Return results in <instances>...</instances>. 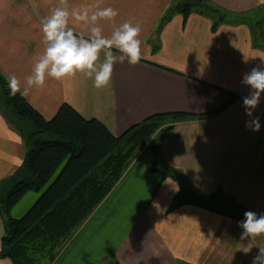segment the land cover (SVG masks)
<instances>
[{
    "label": "crops",
    "instance_id": "1",
    "mask_svg": "<svg viewBox=\"0 0 264 264\" xmlns=\"http://www.w3.org/2000/svg\"><path fill=\"white\" fill-rule=\"evenodd\" d=\"M203 1L228 15L215 30L218 17L198 12L186 21L174 14L161 25L174 0H103L102 7L119 12L114 23L100 22L105 36L125 21L141 25V61L117 62L105 89L77 74L49 78L25 97L46 119L67 103L116 135L158 113L195 115L163 136L158 153L145 148L138 154L52 264H252L258 254V247L240 251L247 243L240 240L242 220L191 203L174 205L178 179L150 170L159 155L193 185L189 199L222 191L247 211L264 213V93L253 112L261 125L257 132L246 127L250 118L242 98L250 89L241 83L264 58V0ZM93 2L69 0L73 7ZM58 5L59 0H0V73L6 79L15 74L23 81L31 73L43 52L40 20ZM26 151L0 108V181L16 173ZM4 231L0 214V264H13L1 255ZM257 245L264 247V237Z\"/></svg>",
    "mask_w": 264,
    "mask_h": 264
},
{
    "label": "trees",
    "instance_id": "2",
    "mask_svg": "<svg viewBox=\"0 0 264 264\" xmlns=\"http://www.w3.org/2000/svg\"><path fill=\"white\" fill-rule=\"evenodd\" d=\"M192 12L218 17L213 20V30L225 17L203 0L182 3L174 0L161 25L174 14H181L186 21ZM0 108L6 120L22 135L27 147L22 166L10 178L0 181V196L5 194V198H0L5 229L1 255L13 264H52L56 261L138 154L147 145L158 153L161 138L176 123L195 116L179 111L158 113L116 135L100 120L82 116L67 103L52 118L46 119L25 97L19 93L15 97L10 95L7 79L1 73ZM157 132L160 139H156L155 144L153 137ZM150 170L164 178L170 174L178 179L180 190L174 205L191 203L244 219L247 210L222 191L212 197L189 199L188 184L181 179V174L166 167L159 155ZM45 187L23 216H10L26 192ZM215 200H222L224 206L217 207Z\"/></svg>",
    "mask_w": 264,
    "mask_h": 264
},
{
    "label": "clouds",
    "instance_id": "3",
    "mask_svg": "<svg viewBox=\"0 0 264 264\" xmlns=\"http://www.w3.org/2000/svg\"><path fill=\"white\" fill-rule=\"evenodd\" d=\"M102 2L94 0L93 3L73 7L69 0H59V5L41 18L43 52L23 81L15 74L7 76L11 96L19 93L27 97L31 90L43 89L49 78L62 81L77 74L92 80L94 88L105 89L111 84L117 62L122 64L127 60L130 65H136L141 61V25L125 21L114 26L110 36H105L100 22L114 23L119 12L110 6L102 7ZM71 25H81L83 30L76 31ZM113 49L120 55H115ZM244 62L247 63L248 58L244 57ZM241 83L250 89L249 94L242 98L245 113L250 118L246 127L258 132L261 125L253 112L264 93V58H261V65L243 75ZM238 226L242 229L240 240L247 241L240 251L248 254L253 247H258L259 252L252 264H264V247L257 245L258 238L264 237V213L246 211Z\"/></svg>",
    "mask_w": 264,
    "mask_h": 264
},
{
    "label": "rangeland",
    "instance_id": "4",
    "mask_svg": "<svg viewBox=\"0 0 264 264\" xmlns=\"http://www.w3.org/2000/svg\"><path fill=\"white\" fill-rule=\"evenodd\" d=\"M178 0H176V2H177ZM186 0H179V2H185ZM225 16H228V15H226V14H224ZM182 122H184V121H181V122H178V123H176V124H180V123H182ZM153 141H151L150 143H155L156 144V142H155V140L156 139H160V136H159V133L157 132V133H155L154 134V137H153ZM162 139V138H161ZM145 148H149L148 147V145L145 147ZM144 148V149H145ZM150 150H152L151 148H149ZM153 151V150H152ZM149 155L150 154H146L143 158H142V160H141V163H144L147 159H148V157H149ZM187 184H188V187L189 188H193V185L188 181H185ZM46 189V187L45 188H43V189H41L40 191H35V190H30V191H28V192H26L25 193V195L22 197V199L17 203V205L16 206H14L13 207V209L11 210V212H10V216L11 217H14V218H20L21 216H23L28 210H29V208H31V206L34 204V202L38 199V197L44 192V190ZM1 194H3V192L1 193ZM188 196V195H187ZM0 198H5V194H4V196L3 197H1L0 196ZM111 264H113L112 262H111Z\"/></svg>",
    "mask_w": 264,
    "mask_h": 264
}]
</instances>
